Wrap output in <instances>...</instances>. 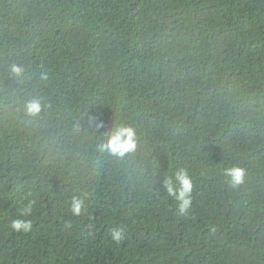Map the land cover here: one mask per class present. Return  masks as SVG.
I'll return each instance as SVG.
<instances>
[{
	"label": "trees",
	"instance_id": "16d2710c",
	"mask_svg": "<svg viewBox=\"0 0 264 264\" xmlns=\"http://www.w3.org/2000/svg\"><path fill=\"white\" fill-rule=\"evenodd\" d=\"M0 264H264V0H0Z\"/></svg>",
	"mask_w": 264,
	"mask_h": 264
},
{
	"label": "clouds",
	"instance_id": "9594fccd",
	"mask_svg": "<svg viewBox=\"0 0 264 264\" xmlns=\"http://www.w3.org/2000/svg\"><path fill=\"white\" fill-rule=\"evenodd\" d=\"M24 71L22 66L13 64L11 72L14 74H21ZM42 103L39 98H32L28 100L24 109L30 116L38 115L42 110ZM136 132L132 128L117 127L110 135L107 144H101V151H110L113 155H124L126 152L135 149ZM226 177H230L234 187L243 183L244 173L239 167L226 168L224 172ZM164 189L167 194L173 197L183 210L187 208L191 202L192 182L189 173L186 169H178L174 176L166 178ZM31 193H27L22 200L21 207L18 212V218H14L10 222V228L16 232H29L32 230L33 223L29 217L32 215L33 207L36 204L35 199H28ZM26 201V203L24 202ZM84 209V201L80 198L73 197L71 203V210L73 215L79 216ZM124 228L116 227L110 230L112 241L119 244L125 239Z\"/></svg>",
	"mask_w": 264,
	"mask_h": 264
}]
</instances>
